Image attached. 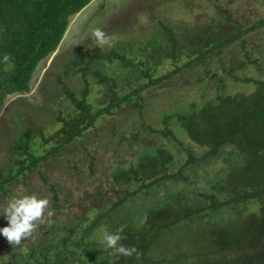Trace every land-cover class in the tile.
Masks as SVG:
<instances>
[{
	"label": "trees",
	"instance_id": "16d2710c",
	"mask_svg": "<svg viewBox=\"0 0 264 264\" xmlns=\"http://www.w3.org/2000/svg\"><path fill=\"white\" fill-rule=\"evenodd\" d=\"M94 3L0 0V119L8 96L20 94L15 102L24 101L39 63L54 54L31 96L47 110L24 101L12 114L14 141L0 168V195L64 146L80 141L88 152L84 139L98 133L104 118L123 126L112 135L118 141L110 148L109 186L83 196L91 201L79 214L57 218L39 227L35 239L0 249V264H264V60L251 56L244 43L232 50L229 64L220 59L223 47L234 48L264 18L248 26L230 16L180 23L163 11L164 19L158 18L150 6L142 13L159 23L144 34L140 26L134 36L136 11L128 6L112 19L101 13L104 26L103 20L93 23L103 3L87 28L69 39L102 28L113 37L112 46L84 39L60 51L71 20ZM247 70L251 76L243 84L253 91L228 92ZM194 82L203 84L200 104L192 98L199 91L189 88ZM166 92L173 93L169 103L154 111L151 103ZM53 125L59 127L49 133ZM59 183H49L52 208L65 205ZM106 231L127 237L122 243L139 255L115 254L103 240Z\"/></svg>",
	"mask_w": 264,
	"mask_h": 264
},
{
	"label": "rangeland",
	"instance_id": "374dc122",
	"mask_svg": "<svg viewBox=\"0 0 264 264\" xmlns=\"http://www.w3.org/2000/svg\"><path fill=\"white\" fill-rule=\"evenodd\" d=\"M97 3L91 4L90 8L84 13H79L75 15L73 18V22L70 26V34L68 35L67 44L60 47V51L67 50V47H73L74 45L84 44L86 41H91V32L90 30L86 31L82 37H73L69 39V36H77L76 34L87 28V23L92 18H94L97 14V10L99 5L103 4L101 8V12L99 13L105 15V17L113 18L116 16H120L119 14L126 13L128 11V7L131 10H135V15L132 20L136 21L135 24L131 23V30L134 36H138L142 30L140 26L145 25L142 32L143 34L151 30L158 22L157 19H151L147 14H143L141 9L145 7L150 10V6L154 9L157 17H162L164 19V14L161 15L160 12H165L167 15L173 16V20L183 23L186 22H194L196 20H201L204 23L207 21L212 22L217 18L220 20L227 19V16L234 21H237L242 26H248L253 24L254 22L264 18V0H149L147 2H143L145 0H95ZM125 1L127 3H125ZM138 4L136 9V5ZM128 6V7H127ZM135 6V7H134ZM95 8V10H93ZM91 12V15L88 14ZM98 15L97 18L94 19L93 23L100 24L102 22V26H104V18L103 15ZM88 15V16H87ZM166 17V16H165ZM168 17V16H167ZM84 18V19H83ZM103 18V19H102ZM154 18H156L154 16ZM75 19V20H74ZM81 20H83L81 22ZM110 20V19H109ZM154 22V24H152ZM92 23V24H93ZM156 26V25H155ZM91 28H94V25H91ZM107 29V28H105ZM69 32V31H68ZM107 32H111L108 29ZM141 33V34H142ZM66 35V36H67ZM112 37V36H111ZM86 39L84 42L83 40ZM81 43V44H80ZM241 43H244L243 48L251 54L253 57H257L260 59L261 63L264 60V25L261 27L250 31L248 33H244L242 37L236 42L234 48H230L228 45L223 47V54L220 59H223L226 64H229L233 58H230L229 55L232 53V50L235 47H238ZM242 46V45H241ZM59 52L56 51L55 54ZM54 54L51 55L48 59L41 61L38 65V68L34 75V82L32 83V91L30 94H25L24 101L28 102L27 104H33L37 108L43 109V111L47 110V104L41 103L39 100L40 97H31L33 94L37 93V91L41 88L42 81L47 75V71L51 63L53 62ZM212 66H217L213 64ZM12 67L11 63L3 64V68L6 70H10ZM171 66L163 67V71L167 70ZM196 68H200L199 66ZM1 69V68H0ZM160 71L159 73H161ZM224 74V72H222ZM260 70L254 71L253 75L257 76L260 74ZM251 76V70H247L244 73L241 72L239 74V78H241L240 82L233 83L230 88H228V92L231 94H238L242 92H251L253 91V87L248 86L245 87L243 84V79L245 77ZM37 80V81H36ZM36 81V82H35ZM191 91L198 92L199 95L192 97L200 104L203 101V95L200 93L203 88V84L197 85L194 82L190 87ZM167 91V89H161ZM209 92H215L212 88ZM38 94V93H37ZM13 98H10L13 96ZM20 94H12L9 95L7 101L5 103L3 109V115L1 117V125H0V168L6 163L5 161L8 159L10 154L9 144L13 140L14 134L12 133L15 129L12 123V114H19V111L23 109L25 104L23 100L15 102L16 98L19 97ZM24 95V94H22ZM173 93L169 96L168 93H164L163 97H159L155 100V103H151L154 107V111L160 109V107L166 106L169 103V100L172 98ZM39 106V107H38ZM29 107V106H28ZM158 113H154L153 116H157ZM130 117L129 115H127ZM152 116V115H150ZM106 122L98 124L99 131L97 133V129L94 131V136L91 133H87V137L85 140V144L88 148V152L84 153L80 141L73 142L70 146H64V151L62 154L57 153L56 156L49 157L46 161L42 162L40 166L34 168L32 171L28 172L24 177H21L16 182H13L9 185V193L0 195V214L3 213V207L6 206L8 200L10 198H16L17 196L23 194H32L35 193L42 197L49 198L52 195V192L48 189L49 183H55L60 181V185H58V189L60 191V196L63 197V207L61 208H52L50 206V210H54V215L49 219V221L43 225H40V228L43 230L48 227V225L52 224L57 218L62 217V219L66 218L67 215L70 214H79L83 210V206L88 204L91 199L84 201L83 196L90 195L93 190H97L100 186H109V177L107 173L111 171L112 153L111 149L117 143V139H114L112 135H120L123 131L122 124H118L117 126H113V119L104 118ZM103 119V120H104ZM134 126H137L133 119ZM16 126V125H15ZM59 125H53L49 129V133H53ZM109 127H112L115 131L111 134V130ZM132 130H130L131 132ZM2 135V136H1ZM105 138L103 142L100 141V136ZM16 137V136H15ZM186 138V137H185ZM107 139H109L107 141ZM14 141V140H13ZM100 143V144H99ZM109 146V147H108ZM34 149L35 145L33 146ZM108 149V150H106ZM39 151V150H38ZM41 151V149H40ZM91 160L93 161V165H91ZM219 163L215 164V168L218 167ZM2 169H0L1 173ZM109 195V193H107ZM97 198V196H96ZM69 199V200H68ZM50 200V199H49ZM71 204V205H70ZM76 204V205H74ZM5 217L0 215V228L6 226ZM208 228V227H205ZM7 239L1 234L0 235V249H3L6 246H9ZM182 251V250H181ZM179 250L178 253L181 252ZM197 262L195 261V264ZM174 264H178L174 262ZM180 264V263H179ZM182 264V263H181Z\"/></svg>",
	"mask_w": 264,
	"mask_h": 264
},
{
	"label": "clouds",
	"instance_id": "9594fccd",
	"mask_svg": "<svg viewBox=\"0 0 264 264\" xmlns=\"http://www.w3.org/2000/svg\"><path fill=\"white\" fill-rule=\"evenodd\" d=\"M118 2L119 0H117ZM90 37L100 48L105 45L112 46L113 37L109 36L102 28L93 29ZM8 59L9 57L5 55L4 60ZM0 215H3L8 221L7 226L0 228V234L7 239L10 245L16 247L21 245L24 240L35 239L34 234L40 225L49 221L54 215V210H50L49 198L32 193L10 198ZM126 238L118 232L108 231L103 236L106 247L113 249L115 254L128 257L133 254L139 255L135 246H126L122 243Z\"/></svg>",
	"mask_w": 264,
	"mask_h": 264
},
{
	"label": "flooded vegetation",
	"instance_id": "af4514ba",
	"mask_svg": "<svg viewBox=\"0 0 264 264\" xmlns=\"http://www.w3.org/2000/svg\"><path fill=\"white\" fill-rule=\"evenodd\" d=\"M79 14V13H78ZM77 14V15H78ZM75 20V19H74ZM72 22H73V19L71 20V22H70V24H69V28L67 29V32H66V34H70V26H71V24H72ZM69 31V32H68ZM12 97H14V96H12Z\"/></svg>",
	"mask_w": 264,
	"mask_h": 264
}]
</instances>
